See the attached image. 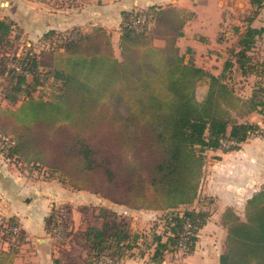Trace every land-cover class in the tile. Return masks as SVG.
<instances>
[{
	"label": "trees",
	"instance_id": "16d2710c",
	"mask_svg": "<svg viewBox=\"0 0 264 264\" xmlns=\"http://www.w3.org/2000/svg\"><path fill=\"white\" fill-rule=\"evenodd\" d=\"M250 3L254 10L243 19L234 56L243 74L261 71L264 77V63H253L248 54L263 32L252 26L263 0ZM141 13L150 26L143 31L123 27L119 58L101 26L86 32L74 28L72 36L40 54L24 52L4 58V70L9 60L13 63L7 68L4 99L19 104L14 113L16 127L11 130L14 143L6 142L5 150L21 162L45 167L47 179L113 203L134 210H173L198 196L204 149L218 148L223 139L238 145L258 125L233 123L227 131L221 102L238 99L221 81L223 75L218 77L191 60L184 62L177 40L192 15L189 10L167 4ZM12 26L0 18V45L8 42ZM202 85L207 91L199 101L195 89ZM41 86L51 90L50 99L34 95ZM258 92L246 102L249 111L264 105L263 96L256 99ZM5 127L0 130L6 133ZM236 144L224 150L236 149ZM262 210L264 191H259L246 201L245 220L231 209L223 213L227 234L220 264H264ZM99 216L111 220H104L101 227H87L77 237L84 242L82 264H99L102 256L110 260L103 264L119 262L139 237L126 222L117 220L116 212L100 208ZM65 219L56 211L48 222L62 226L69 235ZM186 220L191 222L186 249L193 251L197 232L206 221L205 214L194 210L170 218L172 236L166 243L159 242L158 249H166L169 243L177 247ZM16 230L6 234L22 239L23 230ZM159 254L151 261L159 263ZM13 259L12 248L0 250V264H14Z\"/></svg>",
	"mask_w": 264,
	"mask_h": 264
},
{
	"label": "rangeland",
	"instance_id": "374dc122",
	"mask_svg": "<svg viewBox=\"0 0 264 264\" xmlns=\"http://www.w3.org/2000/svg\"><path fill=\"white\" fill-rule=\"evenodd\" d=\"M6 1L0 0V18L11 21L13 26L8 42L0 45V106L2 108L0 110V126L6 125V133L0 130V223L2 222L0 224V250L12 248L14 264H82L83 258L86 256L84 242L81 239L77 240V237L87 227H101L104 220L110 221L111 217L102 218L99 216L100 208H107L117 213L118 221L127 223L131 233H136L139 236L134 241L133 248L128 255L120 260V263L115 262L114 264H150L151 258L159 252L158 256L161 261L158 264H188L186 259L192 253L189 249L181 250L169 243L166 249L161 250L158 249L157 244L159 242L166 243L167 238L172 236L170 228L173 223L169 224V220L175 213L182 216L185 210H194L205 214L207 221L222 206L221 202L218 204L214 197L215 193L219 192V185H214L216 180L210 170V163L219 162L222 154L229 151L224 149L229 145L236 144L234 141H229L230 144H227L223 139L218 148L206 147L204 149L205 162L199 180L198 196L192 203L180 204L173 210H158L157 213L148 216H138L140 213L138 214L134 209L113 203L93 192L74 189L60 183L57 179H47L45 167L33 162H21L14 155H10L8 149L5 150L6 141L11 140L13 136L11 130L16 127L17 121L14 113L19 104H11L4 99V90L8 86L7 68L13 64L9 60L6 70H4L2 63L4 58L11 57L13 54L21 56L24 52L40 54L50 46L60 44L67 36H72L71 32L74 28L86 32L96 26L106 29L110 36L113 54L119 58V39L123 27H126L125 18H132L135 13L144 12L147 8L139 9L141 12L122 11L119 0H12V4L17 5L14 19L19 22L20 25H18L17 22L8 19L14 13L15 7L7 6ZM193 2L194 5L202 7L208 5L207 0H193ZM225 2L227 0H224ZM253 10L254 8L249 13ZM202 11V17L205 18L204 9ZM260 11V17L256 18L258 21L256 25L263 28L264 0ZM222 15L224 18L221 26L209 29L207 35H203L193 26V43L194 41L201 43L199 50L193 45V56L186 49L188 45L185 40L180 41L179 50L183 55L184 62L191 60L218 77L223 75L221 81L232 91L234 98L238 99L234 103L221 102L228 119L227 131L231 129L233 123L258 125V129L250 132L246 140L236 144L237 149L241 147L242 143L257 137H264V105H259L255 110L249 111V105L246 103L256 90L258 92L261 89L263 92V95L262 92H258L256 99L264 97V77L260 75L261 71L243 74L239 69L234 52L237 50L236 42L242 32L241 23L235 14L225 12ZM137 16L146 17L144 13ZM51 32L52 34H50ZM47 34H50L49 37L53 42L46 38ZM203 36H207L211 40L205 43L201 39ZM156 42L161 44V41ZM248 54L252 57L253 63H264V28L263 32L256 37L255 46ZM226 62H229L230 65L226 66ZM16 70H19L18 66H16ZM206 91L207 86L205 85L196 87V98L201 101ZM34 95L50 99L51 90L41 86ZM252 148L260 151V156L257 154L255 157L254 155L246 156L247 161L252 159V156L257 161L255 165L247 162L246 176L243 181L239 182L240 186L245 184V189L239 190L245 193L244 197L264 191V146L256 145ZM260 164L261 170L259 171ZM38 181L57 182L62 188H65L68 197L62 198L57 195L51 198L44 187H37L36 190H33V183L37 182L38 185ZM253 181L254 184H252ZM233 191L234 189L230 188L227 193L223 192L231 199L234 198ZM220 194L218 193L216 198L220 197ZM27 196H34L33 198L36 199L30 203V206L29 201L25 200ZM27 203L28 206H26ZM56 211L66 217L63 221L67 224L68 231L71 232L69 235H65L62 226L54 227L53 224H50L53 221L48 222V218ZM171 211L172 214H170ZM19 212H25L31 216L32 220L30 222L32 235L22 234V239L17 236L9 237L6 234V230L18 232L15 230L17 227L22 230L19 217L16 215ZM261 214H264V210ZM240 219H246L243 210L240 211ZM13 221L17 222L18 226L12 225ZM9 224L13 226L12 229L8 227ZM158 237L161 239L160 241L157 240Z\"/></svg>",
	"mask_w": 264,
	"mask_h": 264
},
{
	"label": "crops",
	"instance_id": "0c3cea01",
	"mask_svg": "<svg viewBox=\"0 0 264 264\" xmlns=\"http://www.w3.org/2000/svg\"><path fill=\"white\" fill-rule=\"evenodd\" d=\"M120 1V7L122 11H128V10H135L140 11L144 8H148L150 6H165L167 4L176 5L182 8H185L189 10L192 15L191 17L186 21L184 27H183V34L181 37H179V41L177 40V45L179 46L180 41H187V50L191 53L193 56V45L194 47H197L199 50L201 43L195 42L193 43V26L196 27L198 30H200L203 35H205L209 29L213 28H219L221 24L223 23V15L222 13L229 12V14H235L237 19L241 23L242 31L244 30L243 25V19L244 17L249 14L250 10L253 8V6L250 3V0H227V2L224 3V0H207L208 5L205 7H202L201 5H194L193 0H119ZM196 1V0H195ZM231 2V3H229ZM4 3V2H3ZM8 4L7 6L12 5L15 7L14 13L9 16V20H13L17 22L18 25L19 22L16 21L15 14L17 13V5L12 4V0H7L5 2ZM140 9V10H139ZM205 18L202 17L203 11ZM261 9V8H260ZM260 9L255 17L252 26L260 28V26L256 25V18L260 17ZM115 13V12H114ZM264 28V27H263ZM37 29L36 27L34 28ZM203 30V31H202ZM191 33V34H190ZM207 35V34H206ZM187 39V40H186ZM204 40V42H208L211 40V38H208L207 36H203L201 38ZM207 40V41H206ZM198 66V65H197ZM202 68V66H199ZM215 75V74H214ZM256 145L264 146V137H257L253 140H249L246 143H242L241 147L233 150H229L228 152L222 154L221 160L219 162H213L210 163V170L213 172V177L215 178L214 185H219V192L215 193L214 197L215 200H217L218 204L221 202V207L217 208V212L213 217H210L204 225L199 229V232L197 234V239L195 241L194 249L191 253V255L186 259L188 261V264H220L219 263V256L222 254L223 250V244L225 242L226 238V227L223 223L222 216L223 213L227 209H231L232 213L237 215L240 218V211L245 208L246 200H248L252 194H249L247 197H244V192H241L239 190H244L245 184H242V186L239 185L240 181L244 180V176H246V166L247 162L252 163L255 165V162L257 161L256 158H254L257 155L260 156V151L256 150ZM252 156V159L246 160V156ZM258 170H261V164L258 166ZM33 183V190H36L37 187H44L46 190V193L51 196V198L56 197L57 195H60L62 198L65 196L68 197L67 193L65 192V188H62L57 182L55 181H38ZM254 184V181L252 182ZM27 187V186H26ZM230 188H233V197L229 199L227 195L223 191L227 193V190ZM27 189V188H26ZM31 189V188H30ZM27 192V191H26ZM29 193V192H28ZM218 193L220 194V197L216 198ZM255 194V193H254ZM21 195V194H19ZM33 195V194H31ZM34 196H27L25 198L26 202L29 201V206L31 202L36 201ZM214 200V201H215ZM28 206V203L27 205ZM238 209V211H237ZM240 210V211H239ZM138 212V216H148L152 215L154 213H157L156 210H135ZM214 214V213H213ZM19 217V223L21 224V228L23 230L24 234L32 235L33 233L31 228V216L24 213H17L16 214ZM139 223V221H138ZM139 225V224H137ZM32 231V232H31ZM6 250V249H3ZM193 259V261H192ZM122 262V261H121ZM120 263V262H119ZM150 264H158L155 262H152Z\"/></svg>",
	"mask_w": 264,
	"mask_h": 264
},
{
	"label": "built area",
	"instance_id": "2783aa9c",
	"mask_svg": "<svg viewBox=\"0 0 264 264\" xmlns=\"http://www.w3.org/2000/svg\"><path fill=\"white\" fill-rule=\"evenodd\" d=\"M125 26L128 28H132L136 31H143L147 27H149V24L146 23V17L145 16H144V18H141L139 16H133L132 18H129L126 21ZM4 139H7V138L4 137ZM6 142H8L9 144L14 143L12 140H7ZM226 143L230 144V142L228 140H226ZM0 224H2V222ZM190 227H191V222L189 220H186L184 222L182 231L179 233V240H178L177 247L181 250H185L187 248V241H188V237H189ZM101 260H100L99 264H103V261H109V259L106 257H103V259H101Z\"/></svg>",
	"mask_w": 264,
	"mask_h": 264
}]
</instances>
